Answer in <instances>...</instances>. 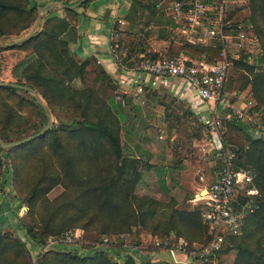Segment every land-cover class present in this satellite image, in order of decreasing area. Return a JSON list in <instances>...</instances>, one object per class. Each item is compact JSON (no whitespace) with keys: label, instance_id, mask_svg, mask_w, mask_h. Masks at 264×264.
<instances>
[{"label":"trees","instance_id":"1","mask_svg":"<svg viewBox=\"0 0 264 264\" xmlns=\"http://www.w3.org/2000/svg\"><path fill=\"white\" fill-rule=\"evenodd\" d=\"M61 1L69 4L67 0ZM88 1L83 0L73 8L64 6L63 10L75 19L79 13L77 7L86 6ZM246 8L244 18L252 25L260 51L252 55L251 61L247 58L248 52H241L228 68L241 70L242 81L237 90L248 86L254 100L253 108L257 109L264 104V68L258 67L264 58V0H246ZM34 10L28 0H0V35L18 34L34 17ZM129 10L136 11L133 4ZM77 38L76 28L65 17L50 15L44 18L41 29L27 40L8 46L31 50L13 65V71L16 69L14 82L32 87L49 111L59 101L66 104L68 111L57 124L51 122L43 134L19 145L0 147L4 155L9 150L14 151L11 167L15 198L27 207L23 216L18 217L23 227V240L0 233V264H133L129 258L121 263L112 261L104 250L79 256L54 248L40 253L31 263L25 240L42 245L47 237H58L74 226L94 228L99 234L127 232L137 225H146V221L154 216L156 202L151 197L137 195L134 190L142 178L137 155L125 154L120 143L123 105L113 98L118 79L92 56L77 59L75 51L68 45ZM220 50L219 43L204 44L177 38V41H169L166 55L184 52L194 57L204 54L208 60H217ZM88 64H92L89 71L86 69ZM86 75L93 83L98 81L105 88L98 86L102 88L100 91L85 85L78 89L68 82ZM127 99L125 97V103ZM25 106L37 109L40 121L45 124L44 111L30 92L0 84L1 141L20 139L44 126H37L35 118L27 122L28 118L22 112ZM10 125L13 128L8 132L6 128ZM223 125L229 131L244 129L234 118L223 120ZM9 133L15 136L12 140L8 139ZM222 142L237 153V164L256 170L254 183L260 191L257 209L243 221L233 264H264V137L249 138L245 145L225 138ZM3 182L0 181V187ZM57 184L62 190L56 197L48 199L47 192ZM156 227L160 237L172 234L187 242L206 240L199 204L191 209H172L166 222L156 221L153 233ZM254 234L255 244L249 246L247 238ZM235 237H229V242ZM107 249L120 255L121 251L130 248L116 243L108 245ZM149 264L171 263L158 260Z\"/></svg>","mask_w":264,"mask_h":264},{"label":"rangeland","instance_id":"2","mask_svg":"<svg viewBox=\"0 0 264 264\" xmlns=\"http://www.w3.org/2000/svg\"><path fill=\"white\" fill-rule=\"evenodd\" d=\"M154 1L131 0L129 8L124 15V22L121 24L114 22L116 18H122L120 16L115 17L110 31H106V44L108 42L109 46L111 43L109 33L114 28L118 30L115 41L119 43V49L115 58L111 55L117 66V63H125L127 65L132 61L150 58V56H164L166 55L169 41H177V35L169 24L168 18L160 15L153 8ZM132 4L136 11L129 10ZM243 6L230 14L229 17L232 18L235 24L229 29L234 31L237 27L236 24L240 23V20L246 15V4ZM83 9L84 7H77L78 15L83 14ZM137 9L140 10L137 12ZM35 14L36 10H34V17L29 24L20 30L18 34L0 35V42H6L25 35L35 21ZM56 16L65 17L76 28L77 16L75 19L71 18L73 15L65 14L63 8L61 14ZM45 17L44 15L40 19L34 32L41 29ZM147 25L154 26L147 28ZM71 43L69 42L68 45L72 51ZM139 47H145L142 54L138 51ZM30 51V48H0V80L14 81L16 69L13 71V65ZM258 51H260L259 48L252 49L248 59L251 61L252 55L258 53ZM91 55L80 56L74 54L77 59L90 57ZM96 63L100 62L97 60ZM258 67L264 68V58L258 63ZM86 69L87 71L91 70L92 64H88ZM226 73L223 90L230 101L235 103L238 100L245 101L246 106H244L243 110L246 117L239 120L241 127L244 128L243 131L241 129L226 130L223 120L229 118H221L220 126L218 127L219 134L222 139L225 138L233 143H244L245 145L249 138L264 137V104H260L257 109H254V100L250 97L248 86L240 91L237 90L238 85L242 81L240 69L230 67ZM112 75L116 77V74L112 73ZM68 82L78 89L85 85L93 86L94 88H98V86L104 87L99 85L98 81L93 83L88 75L83 79L74 77ZM160 86L167 88L169 86L185 85L180 82H169ZM160 86L152 91L149 88L146 93L139 95V97H136L132 90H129V94L126 96L128 102L123 104L122 112L124 117L120 122L119 130L123 152L137 155L139 167L142 170V178L137 181L134 188L135 193L139 196L151 197L156 202L154 216L146 221V225H137V227H132L127 232L99 234L94 228L86 229L74 226L65 230L71 231V242H65L59 247H55L56 245L43 247L35 241L25 240V245L28 247L27 254L31 263H34L36 257L49 248L62 252H72L79 256L93 255L96 251L104 250L105 255L109 259L118 263L125 261L127 258L133 264H149L153 261L170 259L163 252V254H158L160 257L158 255L154 257L151 254V249L155 248L153 246L154 239L163 238L158 234V227L153 233L154 224H156V221L166 222L172 209H191L195 207L197 205V201L194 199L196 192H200L204 186L213 180L219 168L220 159L216 153L217 151L209 144L210 127L205 126L198 119L197 114L190 110L191 107L189 106V108L187 105L189 98L181 100L170 92H163ZM101 89L98 88L97 90L101 91ZM103 90L107 93L106 89ZM115 90L119 92L118 89ZM26 97L30 99V96ZM182 103L183 105L181 106ZM25 109L22 112L28 118L27 122L35 118L37 126L41 127L44 124V121H40L41 116L37 109L29 106H25ZM67 111V106L63 101L52 105V109L49 111L51 122L57 124L58 119L63 118ZM12 128L13 126L10 125V128H6V130L9 132ZM7 136L11 140L15 137L11 133ZM13 152V150H9L7 155L0 152V181H4L0 187V233H8L13 237L18 236L20 240H23V227L19 223L18 217L23 216L27 207L15 198L16 190L13 184L11 167V155ZM146 164L149 166H146ZM61 190L62 187L57 184L46 195L48 199H52ZM240 235L228 243L229 246L221 253L219 264H233L237 253L235 245L241 240ZM172 236L170 234L167 237L171 238ZM103 237L106 238L105 241L102 240ZM51 238L53 237H47L44 243L50 241ZM254 238L255 234L247 238L246 242L249 246L255 244ZM103 242L105 245H100ZM116 243H121L123 246L131 247V249L121 251L120 255L107 249L108 245L113 246ZM135 246L140 247L141 249L139 250L142 251L138 252L136 249H132L136 248Z\"/></svg>","mask_w":264,"mask_h":264},{"label":"built area","instance_id":"3","mask_svg":"<svg viewBox=\"0 0 264 264\" xmlns=\"http://www.w3.org/2000/svg\"><path fill=\"white\" fill-rule=\"evenodd\" d=\"M245 4L246 0H157L155 10L168 18L177 38L204 44L219 43L220 58L208 60L204 54L194 57L179 52L139 59L127 65L117 63L122 68V75L116 88L119 92L115 90L113 98L121 105L129 90L139 97L149 88L169 82H180L192 92L188 100L190 106L210 105L209 114L202 116L201 121L210 127L209 144L217 151L220 165L213 180L197 191L194 198L199 204L206 240L187 242L182 237L155 238L151 254L156 257L165 253L170 258L165 260L171 264H219L229 237L241 233L245 217L258 207L260 191L254 183L256 170L236 163L237 153L223 145L218 130L222 117L238 121L246 117L244 107L230 101L223 90L232 60L241 52H248L249 58L251 50L259 48L256 34L246 18L236 24L234 31L229 29L235 23L227 17L228 13ZM114 22L121 24L124 19L116 18ZM117 35L116 28L109 33V52L114 58L119 49V43L115 41ZM71 240V231H64L42 246L65 244ZM135 247L132 249L142 251Z\"/></svg>","mask_w":264,"mask_h":264},{"label":"crops","instance_id":"4","mask_svg":"<svg viewBox=\"0 0 264 264\" xmlns=\"http://www.w3.org/2000/svg\"><path fill=\"white\" fill-rule=\"evenodd\" d=\"M69 4L74 3L76 0H67ZM157 0L154 1V3ZM56 2H62L61 0H28L30 6H34L37 15V9L42 6L39 10L40 19L45 15H59L63 6L59 5ZM131 0H89L84 6L83 14L77 16L76 22V32L78 38L71 43V49L75 51V54L83 55H93V57L98 60L109 72L116 74L115 76L119 79L122 75V68L113 61L108 47V42L106 44V31H110L112 27L113 20L115 17L124 18L125 13L127 12ZM64 3V2H62ZM153 3V8H154ZM66 4V3H64ZM135 6V5H134ZM140 8V7H139ZM135 9V8H134ZM140 9H137V12ZM36 19V17H35ZM39 19V22H40ZM38 22V24H39ZM115 26V25H114ZM152 25H147V28H151ZM154 26V25H153ZM152 26V27H153ZM145 47H139L138 51L141 52ZM91 55V56H92ZM116 72V73H115ZM174 85V84H173ZM159 87V86H158ZM158 87L151 88L152 90L158 89ZM160 89L163 92H170L172 95L182 99H190L192 92L186 86H169L161 87ZM148 91V90H147ZM145 91L144 93H146ZM236 101V100H234ZM239 102V103H237ZM235 103V102H234ZM239 106H246L245 101H236ZM180 105V104H179ZM183 103L181 104V106ZM188 107L190 104H187ZM201 121L202 116H207L209 114L210 105L206 106H190ZM189 107V108H190ZM220 114H223L220 111ZM196 116V117H197ZM224 118V117H222ZM202 122V121H201ZM160 136V135H159Z\"/></svg>","mask_w":264,"mask_h":264},{"label":"water","instance_id":"5","mask_svg":"<svg viewBox=\"0 0 264 264\" xmlns=\"http://www.w3.org/2000/svg\"><path fill=\"white\" fill-rule=\"evenodd\" d=\"M82 1L83 0H76L74 3H71V4H64L62 2H56V3H58L59 5H61L63 7L67 6L69 8H73L76 5H78L79 3H81ZM41 8H42V6L37 9L38 13L36 15V19H35L34 23L32 24V27L28 30V32L25 35L17 37L15 39H11V40L6 41V42H0V48L8 47V46H11L13 44H16V43H19V42L27 40L33 34L34 29L38 25V22H39V19H40L39 10ZM0 84L14 86V87H17V88H20V89H23V90H26V91L30 92L33 95V98H34L35 102L38 105H40V107L43 109L44 114H45V124L38 131H36V132H34L32 134L26 135V136H24V137H22L20 139L13 140V141L3 142L0 139V147L1 148H7V147L19 145L21 143H24V142H26V141H28V140H30L32 138H35V137L43 134L51 125V117H50V112H49V109H48L47 105L43 102V100L41 99L39 94L32 87H30L28 85L21 84V83H17V82H14V81H3V80H0ZM22 207H24V206H22Z\"/></svg>","mask_w":264,"mask_h":264}]
</instances>
